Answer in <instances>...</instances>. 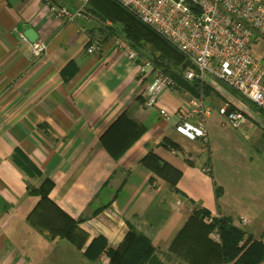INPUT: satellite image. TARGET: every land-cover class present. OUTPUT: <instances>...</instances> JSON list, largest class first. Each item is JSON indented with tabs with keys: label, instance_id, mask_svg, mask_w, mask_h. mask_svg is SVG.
Masks as SVG:
<instances>
[{
	"label": "crops",
	"instance_id": "obj_1",
	"mask_svg": "<svg viewBox=\"0 0 264 264\" xmlns=\"http://www.w3.org/2000/svg\"><path fill=\"white\" fill-rule=\"evenodd\" d=\"M49 1L76 7L72 0ZM89 26L82 18L51 17L45 0H0V264H108L105 254L91 262L84 250L99 236L116 249L129 227L153 247L146 264H187L169 248L195 208L229 219L264 244V120L244 110L254 105L236 93L241 99L225 96V86L208 80L201 95L209 110L207 145L188 140L174 127L193 96L173 82L156 107H143L140 93L150 81L147 70L140 72L145 59L129 61L103 39L88 54L97 32ZM27 29L47 48L38 60L29 57ZM255 58L264 65V57ZM223 105L242 113L245 124L232 129L218 113ZM124 111L142 133L114 158L100 138ZM128 128L119 125L125 140ZM148 152L180 173L177 192L140 163ZM45 180L54 208L32 214L39 197L28 190ZM214 186L221 190L217 200ZM59 211L81 220L80 250L50 236Z\"/></svg>",
	"mask_w": 264,
	"mask_h": 264
},
{
	"label": "built area",
	"instance_id": "obj_2",
	"mask_svg": "<svg viewBox=\"0 0 264 264\" xmlns=\"http://www.w3.org/2000/svg\"><path fill=\"white\" fill-rule=\"evenodd\" d=\"M45 1L48 14L57 20L73 22L82 18L88 21L84 9L89 0H72L76 4L73 10ZM114 1L191 63L193 69L184 72L185 80L197 78L203 83L208 80L218 82L264 111V65L249 50L254 39L264 42V0ZM111 41L127 60L137 59L125 41L114 37ZM99 49V43L92 42L86 52L93 54ZM46 50L42 42L30 43L29 57L38 60L46 55ZM140 63V72L144 74L147 70L150 77L140 93L142 106L154 108L160 94L172 88L173 81L149 62ZM187 105V110L177 115L178 123L174 129L188 140H199L205 147L209 110L202 97H190ZM227 107L221 106L218 113L232 129H239L246 121L244 115L238 111L227 112ZM159 114L163 120L170 115L165 110ZM238 223L244 225L245 221L240 219ZM211 238L218 241L215 233Z\"/></svg>",
	"mask_w": 264,
	"mask_h": 264
},
{
	"label": "trees",
	"instance_id": "obj_3",
	"mask_svg": "<svg viewBox=\"0 0 264 264\" xmlns=\"http://www.w3.org/2000/svg\"><path fill=\"white\" fill-rule=\"evenodd\" d=\"M68 9L70 10V8ZM84 14L91 15L101 23L106 32L103 40L116 35L113 24L115 21L119 22L122 25L119 32L135 51H144L145 53L147 43L151 44L152 51L146 55H148L150 64L154 68L159 69L193 97H202L205 94L207 88L199 79L195 78L187 81L183 78L184 72L193 69L191 63L167 41L141 23L116 1L89 0L84 9ZM142 40L146 43H143ZM67 66L71 68L72 63L68 62ZM253 107L257 108L255 105ZM257 109L264 114L263 110ZM233 111V108L227 107V112ZM123 123L124 125L127 123L128 130H133L127 140L121 138L122 136L119 134V125ZM136 124L130 117L129 112L124 111L101 136L100 140L103 147L112 157H119L142 133V128ZM261 138L264 141V131ZM165 145L170 146L171 144L166 143ZM140 163L150 168L154 175L166 179L169 188L173 192H177L175 185L180 177L177 170L160 161L151 152H148L140 160ZM48 185L49 182L45 180L39 189L28 190V193L39 197L32 214L45 205L54 208L52 202L47 198ZM220 195V188L214 186L215 200ZM59 213V224L53 226L50 236L65 239L77 250H80L86 239L84 234L77 228V224L81 220L74 221L61 211ZM214 233L218 236V241L211 238ZM169 249L186 261L187 264H259L264 259V244L260 240H254L245 231L234 226L229 219L212 217L208 211L201 208L193 210L184 226L173 239ZM152 252L153 247L148 239L129 227L116 249L108 248L105 239L99 236L89 243L83 252V256L91 262L98 261L99 257L105 254L109 260L108 264H146Z\"/></svg>",
	"mask_w": 264,
	"mask_h": 264
},
{
	"label": "rangeland",
	"instance_id": "obj_4",
	"mask_svg": "<svg viewBox=\"0 0 264 264\" xmlns=\"http://www.w3.org/2000/svg\"><path fill=\"white\" fill-rule=\"evenodd\" d=\"M88 22L90 23V28H94V29H96L97 30V32H95V34H94V40H93V42H99V41H101L102 39H105V35H106V32L104 31V29L102 28V25H101V23L99 22V21H97L94 17H92L91 15H88ZM109 25V24H108ZM113 27L115 28V31H116V35H113V36H110V38H107L106 40H112V38L114 37V38H117V39H119V40H121V41H125L126 43H127V41H126V39L123 37V35H121V33L119 32L121 29H122V25L119 23V22H114V24H113ZM99 30H101V31H99ZM142 42L143 43H146L144 40H142ZM148 45H146L147 46V49H146V52L144 53V51L142 52H137V51H135L133 48H131L129 45H128V43H127V45L129 46V48L130 49H132L135 53H136V55L137 56H139V57H141V58H143V59H145V61H147V62H149L150 63V60L148 59V55H146V54H149L151 51H152V49H151V47H150V45L151 44H149V43H147ZM250 49V52H251V54L252 55H254L255 57H258V58H263L264 57V42H260V43H258V44H252L251 45V47L249 48ZM158 53V52H157ZM263 60V59H262ZM177 70V69H176ZM216 83H218V82H216ZM220 84V83H219ZM224 90H225V96H230V94L231 95H235V97L237 98L238 96L236 95L237 93L236 92H233L232 90H230V89H228V88H223ZM223 93V94H224ZM236 93V94H235ZM240 96V95H239ZM241 97V96H240ZM239 98V97H238ZM242 98V97H241ZM241 98H239V99H241ZM241 101L243 102V103H245V104H248L245 100H244V98L243 99H241ZM244 110L247 112V113H249L251 116H253V118H256V121H257V123H259L260 121H261V119H263L264 120V114H262L261 112H259L258 110H256V108H254L253 106H250V107H247V106H245L244 107ZM215 115L217 114V112H215L214 113ZM258 118V119H257ZM246 122V121H245ZM245 124V123H244ZM237 132V131H236ZM207 145V144H206Z\"/></svg>",
	"mask_w": 264,
	"mask_h": 264
},
{
	"label": "water",
	"instance_id": "obj_5",
	"mask_svg": "<svg viewBox=\"0 0 264 264\" xmlns=\"http://www.w3.org/2000/svg\"><path fill=\"white\" fill-rule=\"evenodd\" d=\"M21 28L18 26L16 28L17 32H20ZM24 38L29 42V43H33L37 40V36L35 35V33L31 30V29H27L25 31L22 32Z\"/></svg>",
	"mask_w": 264,
	"mask_h": 264
}]
</instances>
